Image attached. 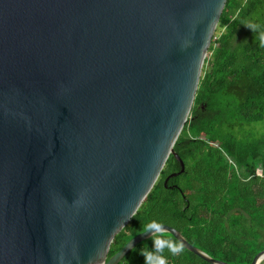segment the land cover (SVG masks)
<instances>
[{
    "label": "water",
    "instance_id": "95a60500",
    "mask_svg": "<svg viewBox=\"0 0 264 264\" xmlns=\"http://www.w3.org/2000/svg\"><path fill=\"white\" fill-rule=\"evenodd\" d=\"M227 0H0V264H119ZM208 264H225L162 225ZM264 250L251 264H261Z\"/></svg>",
    "mask_w": 264,
    "mask_h": 264
},
{
    "label": "trees",
    "instance_id": "16d2710c",
    "mask_svg": "<svg viewBox=\"0 0 264 264\" xmlns=\"http://www.w3.org/2000/svg\"><path fill=\"white\" fill-rule=\"evenodd\" d=\"M245 38L235 43L239 29ZM222 30H224L222 32ZM264 0H227L208 48L186 123L156 183L114 237L107 259L156 221L225 264L264 250ZM165 238L178 244L170 234ZM153 236L119 264H146ZM166 264H208L183 248ZM264 264V260L261 262Z\"/></svg>",
    "mask_w": 264,
    "mask_h": 264
},
{
    "label": "clouds",
    "instance_id": "9594fccd",
    "mask_svg": "<svg viewBox=\"0 0 264 264\" xmlns=\"http://www.w3.org/2000/svg\"><path fill=\"white\" fill-rule=\"evenodd\" d=\"M261 44L264 46V35L261 36ZM145 231L153 236L154 251H144L146 264H166V258L163 256L165 248L172 255H179L183 251V245L165 238L166 229L156 221L149 223Z\"/></svg>",
    "mask_w": 264,
    "mask_h": 264
},
{
    "label": "rangeland",
    "instance_id": "374dc122",
    "mask_svg": "<svg viewBox=\"0 0 264 264\" xmlns=\"http://www.w3.org/2000/svg\"><path fill=\"white\" fill-rule=\"evenodd\" d=\"M223 31H224V30H222V32H223ZM246 31H247V28H246V27H244V28H242V29H239V33H238L237 36H236L235 43H236V42H239L240 40L242 41V40L245 38ZM209 55H210V54L207 53L205 59H208V58H209Z\"/></svg>",
    "mask_w": 264,
    "mask_h": 264
}]
</instances>
